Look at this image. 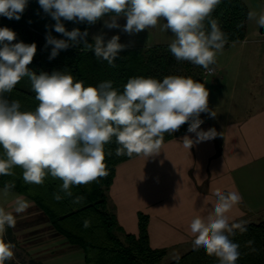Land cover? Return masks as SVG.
<instances>
[{
  "label": "clouds",
  "instance_id": "1",
  "mask_svg": "<svg viewBox=\"0 0 264 264\" xmlns=\"http://www.w3.org/2000/svg\"><path fill=\"white\" fill-rule=\"evenodd\" d=\"M38 3L55 20V32L66 37L58 39L48 33L46 46H52L49 60L61 50L73 47L92 51L97 60L115 67L114 61L125 48L118 35L107 41L102 34L94 35L93 43H88L87 30L68 31L62 20L89 25L103 20L104 26L112 29L121 28L118 19L123 17L126 23L122 31L130 35L159 24L161 31L172 33L169 50L174 58L201 66L209 75L214 72L210 66L216 63L217 54L227 42L218 21L212 18L221 0H38ZM27 5L28 0H0V16L19 20ZM247 18L264 27V10L258 18L250 11ZM161 21L164 23L160 24ZM15 40L13 30L0 27V148L3 149L0 175H12L13 168L19 167L24 182L37 185L50 175L62 181L60 192L71 196L72 186L89 184L107 175L104 146L113 137L119 145L117 156L153 157L160 153L164 134L178 131L186 123L187 131L196 134V142L216 136L215 129L199 130L203 123L200 114L209 112V90L204 83L169 75L162 81L143 76L129 78L122 93L113 87L111 80L84 86L68 70L51 74L30 70L28 66L37 46L22 41L13 43ZM24 77L29 78L38 101L34 111H22L18 100L9 101L4 95L11 93ZM183 141L190 149L193 141L187 136ZM8 192L6 184L3 194L7 196ZM215 196L212 210L206 216H195L189 224L193 247L203 248L218 264H236L241 255L239 245L229 237L236 230L241 234L247 232V227L244 222L230 224L227 214L242 197L235 191L225 194L219 190ZM53 198L63 199L59 192ZM204 199L207 202L208 198ZM81 200L82 197H77L73 203ZM14 203L16 213L28 207L20 197ZM14 223L12 213L0 207V264L14 257L15 245L5 240L6 229ZM89 226L90 222L85 220L84 227ZM252 243L248 241L247 245Z\"/></svg>",
  "mask_w": 264,
  "mask_h": 264
},
{
  "label": "crops",
  "instance_id": "2",
  "mask_svg": "<svg viewBox=\"0 0 264 264\" xmlns=\"http://www.w3.org/2000/svg\"><path fill=\"white\" fill-rule=\"evenodd\" d=\"M253 4L258 18L264 10V0ZM247 9L249 13L248 4ZM261 28L264 29L247 18L244 38L226 44L217 54L216 63L210 66L213 74L203 72L201 83L209 90V112L200 114L203 123L199 130L215 129L213 139L196 142V134L186 131L162 142L158 155H137L114 168L107 197L118 225L126 234L136 236L138 213L146 215L149 245L164 249L165 256L193 248L189 224L195 216H206L212 210L217 190L225 194L235 191L242 197L227 214L230 224L264 221ZM185 136L193 141L190 149L184 146ZM14 195L0 197V207L12 213L15 221L13 227L6 229L10 233L6 241L30 257L29 261L39 264H84L80 249L58 235L30 200ZM18 197L28 204L21 213L14 210ZM17 259L14 254L8 262L19 264Z\"/></svg>",
  "mask_w": 264,
  "mask_h": 264
},
{
  "label": "trees",
  "instance_id": "3",
  "mask_svg": "<svg viewBox=\"0 0 264 264\" xmlns=\"http://www.w3.org/2000/svg\"><path fill=\"white\" fill-rule=\"evenodd\" d=\"M247 17L248 9L242 0H221L212 13V18L218 21L219 27L226 34V44L244 38ZM55 23L40 7L38 0H28L19 20L0 16V27H8L16 33L13 43L22 41L36 44L37 52L28 67L37 74L68 70L76 80L83 81L84 86H96L102 81L111 80L113 87L121 93L132 77H153L162 81L166 76L176 75L191 77L198 82L202 80L205 69L187 61H177L169 50V44L124 48L114 61L115 67L108 65L107 61L97 60L92 51H81L73 47L61 50L57 57L49 60L52 46H46L48 33L58 39H66L55 32ZM62 23L68 31L74 28H79L81 32L87 30L86 39L88 43H93L89 34L91 25L64 20ZM205 24L207 29V21ZM238 25L242 27H237ZM4 95L9 101L18 100L22 111H34L38 105L28 77L22 78L11 93ZM188 126L186 123L170 135L165 133L162 142L185 133ZM118 147L115 137L104 146L107 175L89 184L72 186L71 196L60 192L62 181L50 175L40 185L25 183L19 167L13 168L12 175H0V188L4 189L7 184L9 191L30 200L58 235L81 250L84 264H218L217 259L206 255L203 248L195 250L194 247L177 256L178 260L175 257L162 263L165 250L150 247L148 217L142 213H138L136 236L122 230L110 208L107 191L115 166L137 155L117 156ZM2 157L3 149L0 148V158ZM57 192L63 197L60 201L53 198V194ZM77 197H82V200L80 203H73ZM85 220L90 222L87 228L84 227ZM245 226L247 232L241 234L236 230L235 235L229 237L239 245L241 255L236 264H264V221L247 223ZM248 241L253 243L247 245ZM6 264L11 263L6 261Z\"/></svg>",
  "mask_w": 264,
  "mask_h": 264
},
{
  "label": "rangeland",
  "instance_id": "4",
  "mask_svg": "<svg viewBox=\"0 0 264 264\" xmlns=\"http://www.w3.org/2000/svg\"><path fill=\"white\" fill-rule=\"evenodd\" d=\"M245 5H249L252 12H254L255 6L253 2H257V0H251V4H249L250 0H242ZM253 5V6H252ZM118 23L121 25V28H112L109 29L104 26V21L100 20L96 22L95 24H92L90 27V37L92 38L94 35L102 34L105 38V41L108 39H111L112 36L118 35L120 37L119 42L123 45H125V48H131V47H145V46H151L155 44H170L171 40L173 39L172 33L170 31H161L160 25L158 24L156 28H149L147 30H143L139 33L134 34H128L122 31L123 25L126 23L125 18L121 17L118 19ZM164 23V21H161L160 24ZM259 28V26H258ZM11 196H15L13 192L9 191L8 195L5 196L3 194V189L0 188V197L3 199H7ZM0 198V199H1ZM0 200V203H2L3 200ZM6 230L5 237L9 236L10 233ZM187 249V248H182ZM14 254L15 257H18V263L19 264H32L31 261H29V258L26 254H22V252H19L16 248H14ZM186 250L178 251L175 254L172 252H169L164 258L162 263H167L173 258L177 257L178 255H181ZM31 260V259H30ZM6 264V262H5ZM16 264V262H15Z\"/></svg>",
  "mask_w": 264,
  "mask_h": 264
},
{
  "label": "water",
  "instance_id": "5",
  "mask_svg": "<svg viewBox=\"0 0 264 264\" xmlns=\"http://www.w3.org/2000/svg\"><path fill=\"white\" fill-rule=\"evenodd\" d=\"M260 32H261V33H264V29L261 28Z\"/></svg>",
  "mask_w": 264,
  "mask_h": 264
},
{
  "label": "built area",
  "instance_id": "6",
  "mask_svg": "<svg viewBox=\"0 0 264 264\" xmlns=\"http://www.w3.org/2000/svg\"><path fill=\"white\" fill-rule=\"evenodd\" d=\"M207 74H209L207 71H206Z\"/></svg>",
  "mask_w": 264,
  "mask_h": 264
}]
</instances>
